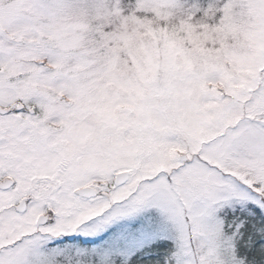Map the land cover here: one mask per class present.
<instances>
[{
    "label": "snow or ice",
    "instance_id": "obj_1",
    "mask_svg": "<svg viewBox=\"0 0 264 264\" xmlns=\"http://www.w3.org/2000/svg\"><path fill=\"white\" fill-rule=\"evenodd\" d=\"M0 264H264V0H0Z\"/></svg>",
    "mask_w": 264,
    "mask_h": 264
}]
</instances>
